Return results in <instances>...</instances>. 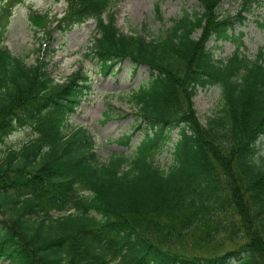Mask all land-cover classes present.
I'll return each mask as SVG.
<instances>
[{"label":"trees","instance_id":"obj_1","mask_svg":"<svg viewBox=\"0 0 264 264\" xmlns=\"http://www.w3.org/2000/svg\"><path fill=\"white\" fill-rule=\"evenodd\" d=\"M0 1L9 15L22 0ZM65 1L59 18L30 14L35 31L50 40L94 20L85 54L104 75L126 59L133 73L147 66L148 79L129 95L137 123L118 142L143 137L132 155L102 161L93 133L70 122L92 89L89 77L78 71L58 83L49 43L29 64L0 36V145L26 126L39 131L0 155V262L264 264V160L255 158L264 139V50L251 58L239 30L261 2L239 0L229 13L225 0H197L199 9L185 8L151 37L119 28L116 0ZM211 41L235 49L216 58ZM211 86L221 88L220 107L203 123L194 98ZM103 116L123 117L112 107ZM171 140L165 169L156 152Z\"/></svg>","mask_w":264,"mask_h":264},{"label":"rangeland","instance_id":"obj_2","mask_svg":"<svg viewBox=\"0 0 264 264\" xmlns=\"http://www.w3.org/2000/svg\"><path fill=\"white\" fill-rule=\"evenodd\" d=\"M249 20L239 26L244 32L245 47L242 49L251 58H254L260 49L264 50V0ZM1 2V1H0ZM159 6L162 19L158 17ZM197 0H116L111 11L116 13V23L124 33H142L151 37L158 36L171 24L173 18L182 14L185 8L199 9ZM67 8L65 0H22L15 5L10 15H6L0 3V36L2 46L7 47L14 55L27 57L29 64L36 63L40 52L37 50L42 43L50 45L52 52L49 67L58 83L66 82L74 73L80 71L87 75L92 83L91 92L85 96L76 113L71 116V123L75 126L85 125L96 139L97 153L105 161L113 152H125L132 155L135 145L142 139V131H138L130 146L118 142L123 135L132 133L137 123V108L129 100L130 92L136 89L144 80L148 79L147 66L138 67L133 73V66L129 59L117 65L107 75L102 74L98 64L86 56L91 45V38L95 33V21L75 25L65 31L55 30L48 40L42 36L43 31L37 33L30 21L33 12H49L51 20L59 18ZM240 8L239 0H225L221 6L223 12L235 13ZM7 16L6 18L4 17ZM51 23H49L50 26ZM216 58H227L235 49L232 42L214 43L211 41ZM195 109L203 123L215 114L220 107L221 88L211 86L200 88L194 98ZM110 107L116 111V116L108 122L104 121V112ZM176 140L177 131L172 132ZM39 135L38 129L31 126L15 130L5 142L0 145V155L5 152L19 149L24 143ZM165 147L156 152V161L165 169L173 164L172 140ZM260 151L256 160H264V139L259 142ZM53 216L59 213L52 212ZM0 264H10L0 262Z\"/></svg>","mask_w":264,"mask_h":264}]
</instances>
